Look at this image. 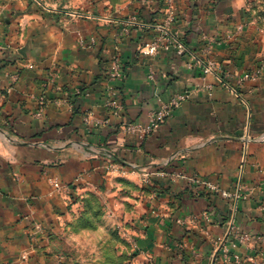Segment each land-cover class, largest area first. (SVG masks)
<instances>
[{
	"label": "crops",
	"instance_id": "crops-1",
	"mask_svg": "<svg viewBox=\"0 0 264 264\" xmlns=\"http://www.w3.org/2000/svg\"><path fill=\"white\" fill-rule=\"evenodd\" d=\"M87 1L0 0V264H57L49 243L69 240L92 194L102 220H131L139 263L263 260L264 75L242 78L264 64V30L248 0ZM164 31L185 52L142 54ZM115 56L123 79L108 77ZM185 95L157 130L126 132ZM143 179L139 200L125 182Z\"/></svg>",
	"mask_w": 264,
	"mask_h": 264
},
{
	"label": "rangeland",
	"instance_id": "rangeland-1",
	"mask_svg": "<svg viewBox=\"0 0 264 264\" xmlns=\"http://www.w3.org/2000/svg\"><path fill=\"white\" fill-rule=\"evenodd\" d=\"M108 1L114 7L123 2L122 0ZM43 2L58 9H64L67 5H71L72 9L82 11L89 1L43 0ZM248 7L251 19L264 30V0H248ZM263 75L264 64H261L250 70L242 80L258 81ZM125 183L129 189L135 192L141 191L139 200L140 198L143 200L146 198L144 192H148L146 185H149V180L143 179L140 188L129 181ZM205 183L203 184L205 185ZM79 201V207L75 215L82 220H76V223L72 226L69 240L64 237L63 234L67 232L64 231L57 236V240L49 243L48 252L55 256L57 264H147L146 262H137L136 254H134L131 220H102L105 211L97 194H92L84 204L83 201ZM132 211L136 210L134 208L127 209L124 210V213L126 215L127 212ZM108 215L112 214L108 213ZM33 230H36V224ZM43 230L44 227H39L38 232L33 234L34 239L31 237V243L34 246L39 244L37 235L38 233H45ZM262 259L251 264H264V257ZM27 261H29V256H23L22 262Z\"/></svg>",
	"mask_w": 264,
	"mask_h": 264
},
{
	"label": "built area",
	"instance_id": "built-area-1",
	"mask_svg": "<svg viewBox=\"0 0 264 264\" xmlns=\"http://www.w3.org/2000/svg\"><path fill=\"white\" fill-rule=\"evenodd\" d=\"M173 21H174V17L171 16L169 22L172 23ZM242 29H243V25H240L238 27V30H242ZM171 47L173 48L175 47L180 53L185 52V46L180 41H178V39L170 32L164 31V33L160 35L158 38L154 39L151 43L143 46L141 48V53L144 55L156 56L162 50H169L171 49ZM198 61L205 75L217 72L218 65L215 60L209 58L207 60L202 59ZM108 77L112 80L124 78V66L120 57L115 56L113 58L112 67L108 72ZM187 97L188 95L174 97L168 103L162 105L159 110L153 111L150 116V125L147 128L143 129V128H139L137 125L131 124L125 128L126 132L130 134H134L136 132H142L143 134L145 133L147 134L157 130L160 126H162L166 122V120H168L173 115L174 111L181 106V104L187 99ZM38 115L41 116L42 114L39 113ZM92 116L93 114H90L87 117H85L84 121L86 124L88 125L91 124L93 120ZM54 186L58 190L63 189V186L58 182H56ZM205 187L214 193L221 194L224 198L232 197V194L221 191L219 185L215 183L206 182ZM236 197L239 198V194H237Z\"/></svg>",
	"mask_w": 264,
	"mask_h": 264
}]
</instances>
